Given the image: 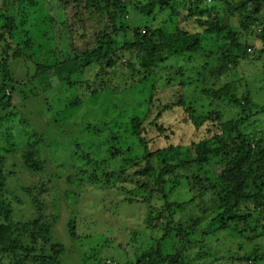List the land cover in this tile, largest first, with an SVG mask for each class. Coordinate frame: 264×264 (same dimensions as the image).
Returning a JSON list of instances; mask_svg holds the SVG:
<instances>
[{"label":"trees","instance_id":"1","mask_svg":"<svg viewBox=\"0 0 264 264\" xmlns=\"http://www.w3.org/2000/svg\"><path fill=\"white\" fill-rule=\"evenodd\" d=\"M16 1L31 7L38 4L37 0ZM59 1L64 9L76 10L73 18L84 31L91 27L93 44L78 49L68 40L66 43L70 52L50 64L34 62V68L25 78L27 81L23 82L24 79L13 77L11 65L12 61L22 56L31 58L26 53L31 42L27 40L24 45H13L9 39L13 32L10 31L12 18L5 16L8 25L0 27V113L1 109L11 106L10 95L14 91L19 92L15 90L18 85H37L28 95H39L37 90L43 91L53 86L52 79L60 83L66 79L71 82L73 75L82 73L91 65L96 64L105 71L127 55L124 65L128 73L121 85L110 79L107 84L94 81L90 85L87 79L79 84L84 83L91 94L102 91L120 94L129 89L139 91V87L144 92L147 86H134L148 81L154 71L172 56L189 62L198 52H201L198 58L201 62L195 68L196 77L191 79L189 75L186 78L183 67H178L175 73L184 77L185 86L198 82L201 92L211 102L224 100L229 107L240 110L228 119L220 111L208 109L211 103L207 107L204 105L206 109L201 106L202 110L198 111L191 105L194 103L192 100L189 103L179 97L171 105H165L152 119H148V114L131 116L128 135L111 137L112 141L125 146H108L107 151L101 153L97 149L86 150L84 146L74 143L69 156L76 164L70 163L79 172L65 179L71 187L70 190L67 187L63 189L68 202H73L71 200L75 196L80 199L81 194L76 189L88 184L104 192L101 202H110V207L112 203L118 212H122L125 206L137 210L143 207L141 217L131 224L127 223L123 229L119 227L121 229L116 238L112 235V226L105 223L107 230L103 233V241L90 244L89 250L82 252V264H104L110 262L106 260L114 259V255L104 254L110 248L109 242L116 243L122 255L128 258L123 264H264V244L256 242L264 241V117L261 115L264 105L252 106L247 74L238 73L241 62H247L251 66H258L264 80V0ZM214 4L223 5L224 9L216 10ZM131 5L134 12L142 17H150L157 7L169 9L171 13L181 14L183 20H196L199 30L189 31L181 27L180 21L171 32L149 25L143 28L129 27L125 20L131 13ZM256 14L261 16L256 17ZM73 30L69 32L74 33ZM252 35L261 45L254 47L249 43ZM211 39L215 46L205 48L204 43ZM212 60L220 62V65L209 70L211 77L217 75L220 78L217 88L205 82L204 71L211 67ZM167 78L169 81V76ZM149 85L151 102L158 90L153 79ZM261 87L264 90V84ZM80 102L81 99L76 98L71 105ZM177 106L184 110V120L189 121L195 129L205 123L209 125L205 130L208 134L191 141L188 146L169 143L151 149L147 135L149 129L153 127L161 133L164 130L161 113L166 108L173 110ZM232 109L229 108V111ZM1 121L0 116V125ZM122 136L134 139L135 151L130 148L131 139ZM127 140H130L128 144ZM2 151L0 145V261L7 258L5 264H64L62 256L65 255V246L53 236L58 213L44 214L42 201L38 198L41 190L47 188V183L38 187L28 186L19 179L15 180L18 188L15 189L14 178L10 180V173L2 169ZM22 158L30 172L44 168L45 163L38 149L24 151ZM184 180L191 198L182 201L170 199V193L181 187ZM110 193L114 194L115 201H109ZM151 200L156 206L149 204ZM55 209L60 210L58 206ZM177 211L187 213V218L175 220ZM82 219L91 222L87 217ZM142 224L144 229L138 231ZM157 226L163 227L161 236H149L147 231ZM75 228L76 220L72 216L67 221L68 234L72 239L78 237ZM108 230L109 235L106 234ZM142 235L148 238V245L139 251L135 249L134 242ZM220 236H229L230 240L236 242V250L243 252L236 251V254L228 256L214 255L212 245L219 241ZM247 244L251 246L249 250L243 246ZM168 245L170 250L167 249ZM113 264L120 262L114 261Z\"/></svg>","mask_w":264,"mask_h":264},{"label":"rangeland","instance_id":"2","mask_svg":"<svg viewBox=\"0 0 264 264\" xmlns=\"http://www.w3.org/2000/svg\"><path fill=\"white\" fill-rule=\"evenodd\" d=\"M37 1L38 4L31 7L28 4H18L16 0H0V27L4 28L8 25V19L5 16L12 18L10 31L13 32L11 37H9L12 44L24 45L27 40L31 42L32 49L29 47L26 50V53L31 58L22 56L12 61L11 65L13 77L17 80L24 79L23 82L27 81L25 78L27 77V73L34 68V62L50 64L58 58L62 59V56L70 52V48L66 43L68 40L72 41L78 49L91 46L94 42V33H92L91 27L89 26L84 31L82 26L73 18V12L76 11L74 8L64 9L59 0ZM172 5L178 6L176 3H172ZM214 7L216 10L224 9L223 5L214 4ZM130 11L131 13L128 18L126 20L124 18L125 23L129 27L139 26L143 28V26L149 25L153 28H162L165 31L171 32L178 26L180 21L181 27L189 31L199 30L196 20L193 18L183 20L181 14L176 15L175 13H171L169 9L165 10L157 7L150 17L138 15L134 12L132 5ZM260 16L256 14V17ZM71 29H74V33L69 32ZM10 31L4 30L6 33ZM129 33L131 35L130 30ZM212 40L207 44L204 43L205 48L215 46ZM249 43L253 44L254 47H258L259 44L261 45V42L254 38V35L250 36ZM200 53L198 52L193 57V61L189 62L186 59L183 60L181 57L172 56L170 60L161 65L160 69L158 68L154 71V74L148 81L134 86H147L148 89L144 92H141V88L139 87V91L129 89L120 94L111 91L91 94L86 90L87 88L84 83L79 84L86 79L90 82V85L94 84V81L107 84L110 83L107 81L110 79L113 83L121 85L128 73V69L124 65L126 64L124 60L128 58L127 55L123 56L122 60L116 62L113 68L105 69V71H108L107 74H104V69L100 70V67L94 64L86 68L82 73L79 72L73 75L71 82H68L66 79L60 83L56 79L51 78L53 86H49L50 88L47 87L43 91L41 89L37 90L40 93L39 95H28L30 94V90L37 87V85L27 86L28 83H24L21 86L18 85L15 90L18 89L20 93L14 91L10 95L11 106L1 109L0 113L2 118L0 145L4 150L1 153L3 158L2 169L10 173L8 176L10 180L14 178L13 187L15 189H18L15 180L19 179L28 186L36 185L38 187L44 182L47 183V188L41 190L38 198L42 201L41 205L44 214L54 215L55 212L58 213L53 227V236L56 241L65 246V255L63 254L62 256L64 264H82V252L88 251L90 244L103 241V233L107 230L105 223L112 226V235L116 238L121 228L123 229L127 223L131 224L135 222L143 213L141 212L142 206L139 207V210L134 207L125 206L122 212H118L113 208L112 203L110 207V202H101L100 198L105 195L104 192L88 184H83L76 189V192L81 194L80 199H77V196H75L71 200L73 202L67 201L65 194H63V189L67 187V190H70L71 187L65 182V179L68 175L71 176L75 172H79L78 169L77 171L75 170L74 164H76V161L72 162L69 156V152L74 149V143L84 146L86 150L97 149L101 153L107 151L106 148L108 146H121V144L125 146L121 142L112 141L111 137L121 134L128 135L130 128L129 119L131 116L148 114V119H152L159 110L162 111L165 105H171L179 97L189 103L192 100L194 103L191 105L198 111L202 110L201 106L204 107L205 105L207 107L211 103L212 105L208 109L212 108L220 111L224 118L229 119L234 117L236 113H239V109H234V106L229 107V104L224 100L211 102L201 92L198 82L185 86L187 84L184 82V77L178 76L175 73L178 67H183L186 70V78L189 75L191 79L196 77L195 68L200 65L198 64L201 62L198 59ZM196 58L197 60H195ZM259 63L261 64V62ZM105 65L106 63L103 64V66ZM215 65H220V62L217 60L210 61L211 67H207L204 74L206 77L205 82L217 88L220 84V78L217 75L211 77L209 74V70L211 71ZM242 72L247 74L246 80L249 92L251 93L252 106L264 105V90L261 87L264 84V80L263 76L260 75L258 66H251L247 62H241L238 67V73L241 74ZM167 76L170 78L169 81H167ZM151 79L155 81V87L158 92L154 96V99L149 102L151 96L149 84H151ZM134 91L138 92L133 93ZM76 98H80L81 102L78 105H71V102ZM229 108H233V111H229ZM261 115L264 117V113H261ZM160 117L162 124L164 123V130L158 133L155 128L151 127L147 134L148 144L151 149L164 147L169 143H180L181 145L188 146L191 141H196L208 134L205 130L209 128V125L205 123L199 129H195L189 121L184 120L186 117L184 110L178 108V106L173 110H167L166 108ZM259 121L261 122L260 119ZM185 125L186 128H184ZM122 137L127 138L126 136ZM127 139H131L130 148L135 151L134 139ZM129 142L130 140L126 141L127 144ZM136 148H139V146L137 145ZM35 149H38L45 165L42 170L30 172L23 164L22 153ZM138 150L140 151V148ZM70 161L74 164L72 165ZM187 191L184 180L181 187L170 193V199L176 201L187 200L191 198L190 193ZM36 192L34 191V193ZM108 197L109 201H115L113 193H110ZM96 203L98 205L95 207ZM149 204L156 206L153 200ZM57 206L60 209L59 212L55 209ZM108 207L111 211H109ZM129 210H132L133 213H129ZM72 216L76 220L75 229L78 234L76 239H72L67 230V221ZM83 217L91 219L92 223L90 220L82 219ZM125 217H127V221ZM174 217L175 220L186 219L187 213L177 211ZM143 229L144 224L138 228V231H142ZM147 233L154 238L159 237L163 233V227L159 228L157 226L153 230H148ZM106 234L109 235L110 231L108 230ZM87 236L91 237L88 238ZM147 240L148 238L145 235H142L141 238H136L134 242L135 249L139 251L144 250L148 245ZM256 242L264 244L263 240H257ZM235 243L234 240H230L229 236H220L219 241L212 245L214 246V255L228 256L236 254ZM108 244L110 248L104 253L105 256L114 255L115 257L113 256L114 259L106 260L110 262L104 261V264H113L114 261L115 263L119 261L120 264H123L128 258L122 255V250L118 248L116 243L109 242ZM243 246L247 250L251 248L248 244ZM167 249H171L169 245ZM237 252L242 253L243 251ZM131 258L133 259L134 257L131 255ZM7 262V258H3L0 261V263L4 264Z\"/></svg>","mask_w":264,"mask_h":264}]
</instances>
